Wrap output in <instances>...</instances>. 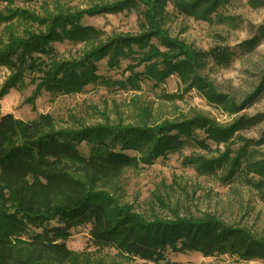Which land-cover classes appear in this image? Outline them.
<instances>
[{"label":"trees","instance_id":"obj_1","mask_svg":"<svg viewBox=\"0 0 264 264\" xmlns=\"http://www.w3.org/2000/svg\"><path fill=\"white\" fill-rule=\"evenodd\" d=\"M17 1L26 0H0V67L9 70L0 101L27 76L35 98L43 91L77 94L99 83L139 90L142 78L159 85L176 75L184 90L197 89L229 115L243 111L264 93V69L240 101L220 91L203 71L210 61L228 65L234 51L226 45L203 51L172 36L167 27L173 13L211 22L231 0H113L43 15L14 7ZM253 2L264 5V0ZM123 11L138 13V32L106 35L83 24L85 16ZM259 31L264 37V27ZM258 38L243 44L253 46ZM66 41L82 43L81 54L62 57L54 44ZM104 59L109 69L131 61L129 75L112 80L99 74ZM138 66L143 71H135ZM263 120L264 112L242 113L221 124L195 112L159 123L140 116L136 122L59 128L48 113L29 120L0 114V264H79V254L66 241L71 228L82 225L89 226L96 245L156 263H169L168 251L264 260V233L247 225L209 211L183 213L178 207H171L167 215L153 211L148 216L115 195L126 169L151 165L194 143L207 150L187 157L198 173L217 175L223 183L239 177L264 200V156L256 149L264 144V130L259 138L240 133Z\"/></svg>","mask_w":264,"mask_h":264},{"label":"rangeland","instance_id":"obj_2","mask_svg":"<svg viewBox=\"0 0 264 264\" xmlns=\"http://www.w3.org/2000/svg\"><path fill=\"white\" fill-rule=\"evenodd\" d=\"M103 1L113 0H26L17 1L14 7L43 15L59 8L76 10ZM172 8V5L167 7L171 13ZM138 23L139 15L135 11L83 18V24L101 29L106 35L136 33L139 31ZM167 27L172 36L203 51L220 45L234 51L228 65L210 61L203 71L205 78L220 91L240 101L258 82L260 71L264 69V37L259 31L260 27H264V5L253 0H231L218 15L213 16L211 22L173 13V21ZM254 36L259 37L256 44L250 47L243 44ZM54 47L62 57L69 58L81 54L84 45L66 41L55 43ZM130 62L123 61L119 68L109 69L104 59L99 64V74L112 80H124L129 75L127 65ZM135 71H143V66L136 67ZM8 73L7 68L0 67V88ZM140 83L139 90L99 83L88 85L77 94L55 95L43 91L33 98L34 85L27 76L23 84L10 89L1 99L0 114L12 113L17 118L29 120L39 113H48L55 118L57 127L71 128L104 122H136L140 116L148 117L150 123H159L195 112L227 124L242 113L255 115L264 112V93L243 111L229 115L197 89L184 90L185 84L176 75L159 85L146 78H142ZM263 130L264 120L240 133L248 138H259ZM208 143L211 149H215L214 143ZM256 149L258 156H264V144L256 145ZM83 150L88 152L89 148L84 146ZM206 151L188 143L180 151L159 157L151 165L126 169L117 183L115 195L148 216L153 211L167 215L171 207L195 215L209 211L228 222L247 225L257 233H264V200L260 199L255 189L239 177L223 183L217 175L200 174L195 163L188 162L187 157ZM70 233L66 242L71 250L79 254V264H264L263 259L241 260L227 254L204 256L200 252L172 251L167 252L169 263H156L126 256L113 246L96 245L87 225L73 227Z\"/></svg>","mask_w":264,"mask_h":264}]
</instances>
